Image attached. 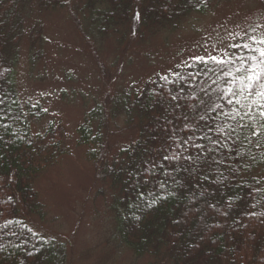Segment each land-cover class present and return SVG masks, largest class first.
<instances>
[{
    "label": "trees",
    "instance_id": "obj_1",
    "mask_svg": "<svg viewBox=\"0 0 264 264\" xmlns=\"http://www.w3.org/2000/svg\"><path fill=\"white\" fill-rule=\"evenodd\" d=\"M29 1L0 0V264H68L65 246L35 226L43 213L35 181L64 155V131L50 123L35 135L31 123L45 111L23 103L13 81L20 13ZM217 2L81 0L74 10L70 0H37L44 10H67L94 58L107 40L120 47L147 34L175 30ZM250 37L264 39L248 34L236 44L264 47ZM230 54L233 62L223 70L211 61L205 65L191 60L187 64L192 67L184 64L141 87L107 95L84 113L76 128L77 145L84 149L94 177L111 190L110 238L133 257H148L150 264H264V117L256 105L251 116L245 115L256 98L244 99V84L238 79L247 64L236 54L247 58L253 53L229 47L224 58ZM229 88L240 95L241 105L228 103L235 100ZM120 126L133 132L132 137L113 149L109 140ZM186 140L183 148L177 147ZM174 154L193 160L163 159ZM153 163L155 171L145 172ZM181 164L200 170L189 173Z\"/></svg>",
    "mask_w": 264,
    "mask_h": 264
},
{
    "label": "rangeland",
    "instance_id": "obj_2",
    "mask_svg": "<svg viewBox=\"0 0 264 264\" xmlns=\"http://www.w3.org/2000/svg\"><path fill=\"white\" fill-rule=\"evenodd\" d=\"M70 3L75 10L81 0ZM20 15L13 74L19 97L45 111L31 123L35 135L50 123L64 131V155L35 181L43 211L42 218L35 219L36 231L65 246L68 264H150V258L133 257L110 238L111 190L94 177L84 149L77 145L76 128L84 113L106 101L107 95L178 70L193 55L225 56L229 45L248 34L264 37V0H219L204 15H192L175 30L147 34L120 47L107 40L95 58L66 9L44 10L37 0H30ZM132 133L121 126L114 129L110 147L115 149ZM260 175L264 176V166Z\"/></svg>",
    "mask_w": 264,
    "mask_h": 264
},
{
    "label": "snow or ice",
    "instance_id": "obj_3",
    "mask_svg": "<svg viewBox=\"0 0 264 264\" xmlns=\"http://www.w3.org/2000/svg\"><path fill=\"white\" fill-rule=\"evenodd\" d=\"M250 39L253 41V43L257 44V45H264V39H259L257 40L255 37H250ZM229 47L232 48H242L244 50H248L250 52H252L253 54L248 56L247 58H245L242 55H238L236 54V59H238L240 61V63L242 65L247 64V68L245 70V74L243 75V77H238V79H240V83L244 84V88L241 89V93H243L244 95V99H247L248 97H255L256 99L252 100V104L248 105L249 111L245 113L246 116H251L252 112V106L256 105L257 107H259L260 112L259 115L261 117H264V47H260L257 46L255 48L252 47L251 44L245 42L242 45L241 44H233V45H229ZM259 57V58H258ZM192 60L195 63H202L207 65L209 63V61H211L214 64H217L220 66L221 70H223L224 66L228 63H232V59H231V54L229 55V59H225L224 56H217V55H212V54H208L207 56H198V55H193ZM248 61H253L255 63H247ZM187 67H192L191 64H187ZM208 71H212V69H207ZM241 69H237V72H240ZM175 75H179L178 73H174ZM229 76H232V72L229 71L226 73ZM191 76V74H189ZM161 79L167 81L168 77L167 76H162ZM215 83V81H214ZM227 92L229 94V96L234 97L235 100L233 101V99H229L228 103L232 104L233 102L236 105H241L242 101L240 98V95L236 92L233 91V89L229 88L227 89ZM171 99L173 101L178 100L177 96H172ZM4 101L2 99H0V104H3ZM176 107L179 108L181 107V105L179 103L176 104ZM217 107H219V105H217ZM237 112H239V109H236ZM228 115V114H226ZM233 119H235V117H231ZM183 119L187 120L188 117L184 116ZM200 120H204L205 117L203 115H201L199 117ZM5 127H7V125H5ZM241 128H246L247 125H240ZM184 128L188 129L190 128V125L185 123L184 124ZM253 135H259V133L257 132H253ZM205 138V137H202ZM189 139H191V137H189ZM208 139H210V137H208ZM251 143V141H249ZM188 141H184L183 144H178L177 147L178 148H183L184 144H187ZM195 148H200L203 149L204 146L200 145V144H193L192 145ZM184 151H187L186 148H184ZM208 151H211V149H209ZM163 159L165 160H176L179 161L181 159H184L185 161H192L193 158L191 155L188 156H182V155H172V156H164ZM197 159H199V157H197ZM179 167H181L184 171L191 173L192 171H199L200 168L197 167L196 169H193L192 164H189L187 167H185L183 164L179 165ZM156 168V165L153 163L151 164L150 167H146L145 168V172H154ZM166 175H168V173H165ZM205 179H207V176H205ZM161 187H164V183L161 182L160 184Z\"/></svg>",
    "mask_w": 264,
    "mask_h": 264
}]
</instances>
